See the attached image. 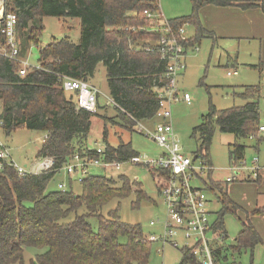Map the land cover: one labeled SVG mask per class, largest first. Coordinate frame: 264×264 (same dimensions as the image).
I'll return each mask as SVG.
<instances>
[{"label":"trees","instance_id":"16d2710c","mask_svg":"<svg viewBox=\"0 0 264 264\" xmlns=\"http://www.w3.org/2000/svg\"><path fill=\"white\" fill-rule=\"evenodd\" d=\"M190 3L189 16L168 19L173 30L188 24L194 26V35L181 41L186 55L198 50L196 45L201 37L213 34L200 22L201 8L258 9L264 13V0H190ZM3 4L4 15L16 17L18 60L0 54V127L6 134L17 129L43 131L45 137L35 157H51L53 166L47 171L20 175L10 164L11 158L9 162L0 159V264H26L25 247L43 249L28 264H148L152 241L143 234L140 224L123 222L118 215L119 201L131 194L135 195L131 202L134 209L142 200L152 201L139 180L123 174L117 179L87 175L93 166L89 165L79 180L80 193L71 188L78 173L66 174L70 189L65 191L49 189L48 183L75 153L88 160L116 165L133 163L131 160L138 156L129 141L120 139L117 145H110L107 126L111 121L132 132L133 121L128 114L146 124L157 121V97L153 89L163 84L165 63L156 51L148 50L152 49L156 36L151 31L154 24L145 18L143 10L158 11V0H3ZM44 17L77 18L79 40L73 43L65 36L39 47L38 65L21 76L19 60L30 46L39 44ZM2 45L5 46V36L0 32ZM100 63L106 70L110 103L118 119L103 118L104 145L97 146L104 149L103 153L86 142L94 113L78 107L76 92H66L62 87L64 76L88 81ZM257 67L264 69V60ZM259 94V85H250L236 94L246 100L243 105L217 109L210 103L208 112L191 130L197 144L195 155L211 165L208 149L215 130L235 137L228 145L230 164H240L244 159L248 138L256 139L255 148L264 144V133L257 136ZM211 172L206 174L210 176ZM149 173L158 193L165 172L149 168ZM203 176L202 189L221 201L215 221H210L213 234L219 237L212 251L214 264H228L230 253L240 255L241 251L252 250L263 242L249 218L259 215L262 208L246 212L233 243L226 244L223 219L228 214L237 216L238 211L245 212L244 208L228 196V183L222 189L219 182L205 183ZM257 180L258 177L248 181ZM115 199L117 206L107 216L103 215L102 207ZM82 207L85 211L78 213ZM91 218L97 219V229L91 225ZM180 252L179 264H198L187 248H181Z\"/></svg>","mask_w":264,"mask_h":264},{"label":"rangeland","instance_id":"374dc122","mask_svg":"<svg viewBox=\"0 0 264 264\" xmlns=\"http://www.w3.org/2000/svg\"><path fill=\"white\" fill-rule=\"evenodd\" d=\"M158 7V12L166 19L187 17L191 14L190 0H158ZM218 10L221 11L214 13L208 9H200L198 12L202 26L213 34L212 36L204 35L201 37L196 45L198 50L188 51L186 55V70L179 78V86L190 95V104L178 102L171 106V121L174 133L180 143L182 152L188 156H194L197 150L195 139L191 137V130L200 123L201 116L208 112L209 104L212 103L217 109L243 105L246 100L236 94L241 92L246 86L259 85L260 87L258 98L260 109L259 124L264 125V69L260 70L257 67L259 62L264 60V13L259 11L261 13L259 14L260 17L254 19V31H252L244 20L231 25L229 21L231 17L227 13L228 9L219 8ZM43 24L44 29L39 44L30 46L25 52L24 58L21 59V62L24 61L25 65L29 67L27 68L28 71L39 63V47L45 46L53 39L59 40L65 36L73 43H77L79 40L80 25L77 18L44 17ZM184 32L185 36L188 37L194 35V26L192 24L186 25ZM21 62H19L18 69L23 67ZM88 83L98 89L99 98L97 112L91 116V126L86 142L89 147L103 146L104 116L107 118L112 117L115 120L118 119L115 118L117 113L109 100L106 70L101 63L96 66L94 74L88 80ZM107 102L109 103L107 104ZM107 131V141L110 145H117L119 140L122 139L124 142L129 141L140 157L158 159L161 155V147L153 140L139 133L131 132V130L122 127L121 124H112L109 121ZM261 134L263 133L257 132V136ZM44 137L45 133L43 131L17 129L6 134L0 127V142L7 148L12 161L22 167L26 163V169H32V164L36 163L35 154L37 149L40 148ZM234 140L235 137L232 134L215 130L208 149L213 170L210 176L205 172L203 176L205 183H208L209 180L216 181L219 182L220 188L225 189L226 183L224 180L227 168L230 165L228 145ZM245 141L248 147L242 161L249 165L253 157H257L259 164L264 165V144L259 143L256 150L254 147L256 146V139L254 137ZM195 161L197 166L203 162L200 157H197ZM122 174L139 180L142 189L152 201L142 200L139 207L134 209L131 207V202L135 200L134 194L120 200L118 215L121 221L130 224H140L143 234L147 238L150 234L161 235L163 233V223L166 220V207L157 193L156 186L147 167L139 163L128 162L119 163L108 168L100 164L90 166L87 175H100L117 179ZM82 177L75 175V180L71 182V188L75 193L81 192L79 180ZM61 181L65 185V190L70 189L69 179L64 170L54 175L53 179L48 183V188L62 191L58 189V183ZM197 184L199 186L203 185L202 181L197 182ZM227 187L230 199L242 205L245 211H238L237 216L225 215L223 219V227L227 236L225 242L226 244H232L242 228L240 220H245V213L253 210L255 199L260 201V203H264V191L258 189L256 182H248V180L230 182ZM262 188L264 189V185ZM207 196L210 200L208 207L211 213L210 221L213 222L221 208V201L211 193L207 192ZM117 203L118 200H112L102 207L101 213L107 216L108 211L114 209ZM84 211L85 207H82L78 213H83ZM249 218L251 219V216ZM258 218L255 223L264 233V218ZM157 219L159 220L158 223L152 226L150 222H156ZM90 223L94 229H97L98 222L96 218H91ZM179 244L181 245L182 242ZM42 251L43 249L25 247L23 253L25 263L28 264L30 260H35V255ZM180 257L179 248L173 247L170 243L152 241L151 256L148 264H179ZM233 263L264 264V238L263 242L256 244L252 250H243L240 255L236 252L230 253L228 264Z\"/></svg>","mask_w":264,"mask_h":264},{"label":"built area","instance_id":"2783aa9c","mask_svg":"<svg viewBox=\"0 0 264 264\" xmlns=\"http://www.w3.org/2000/svg\"><path fill=\"white\" fill-rule=\"evenodd\" d=\"M143 15L149 20L151 31L155 32V40L152 43L153 52L159 54L165 63L163 74V84L154 87L153 91L157 97V109L155 112L156 122L146 124L142 121H133V132L153 140L162 152L158 159H146L144 157H134L131 162L139 163L145 167L159 169L165 172L158 195L166 207V220L163 223V233L161 235L150 234L151 241H161L170 243L173 247L187 248L198 264H214L212 251L215 248L219 237L215 236L211 229L209 204L210 200L206 192L197 182L205 172L213 170L211 165L206 164L200 156H188L182 152V148L173 130L171 121V106L178 102L190 104V95L179 86V78L186 67V54L181 41L186 39L184 26L173 30L170 21L163 17L158 11L149 12L143 10ZM16 17L13 14H6L0 21V32L5 36V46H0V54L11 60H18V49L15 40ZM21 62V60H19ZM18 73L24 76L28 70L24 61ZM36 67V66H35ZM31 69V68H30ZM236 72V71H235ZM229 74V72H227ZM62 87L66 92H76L77 106L90 113L97 112L96 99L98 89L90 85L88 81L76 79L69 76L62 78ZM258 132L264 133V125H259ZM98 153H103L104 149L97 147ZM200 157L203 161L201 165L195 164V159ZM10 155L7 148L0 142V159L9 162ZM14 166L20 175L27 172L38 173L47 171L53 166L51 157H44L32 165V169H26L14 162ZM103 165L105 168L115 166V163L101 161L98 159L88 160L75 153L69 163L63 166L66 174L78 173L81 177L87 172L89 165ZM259 162L257 157H253L251 163L246 165L244 161L240 164L231 163L227 168L225 182H235L244 179H257L259 175ZM58 187L64 191L65 185L59 183ZM157 221H151L154 226ZM182 242L180 245L179 243Z\"/></svg>","mask_w":264,"mask_h":264},{"label":"crops","instance_id":"0c3cea01","mask_svg":"<svg viewBox=\"0 0 264 264\" xmlns=\"http://www.w3.org/2000/svg\"><path fill=\"white\" fill-rule=\"evenodd\" d=\"M212 7H214V6H205V7L201 8V9H203V10H207L208 9L209 11H213L214 13H216V11H221V10H218L220 7L219 8H212ZM223 9H228L229 10L227 13L231 17L229 19L231 25H233V24H235V23H237V22H239L241 20H244L250 26V28H251L252 31H254V28H253V21H254V19L255 18H259L260 17L259 14H261L258 9H250V10H242V11H240L238 9H235V8H223ZM232 18H235L236 20L235 19H232ZM108 103L109 102H107V104ZM257 149H258V147L256 148V150ZM35 159H36V162H37L39 158L37 159L35 157ZM258 162H259V160H258ZM33 164H35V163H33ZM23 166L24 167L27 166L26 163H24ZM259 166H260V170H259L258 180H257L256 184H257L259 190L264 191V189L262 188V186L264 185V165H262L260 163ZM247 180H249V179L240 180V181H247ZM254 204H255V207H253V209L256 208V207H260V208H262V210H261V213L259 215H252L251 216V222L253 223L254 227L258 231V233H259V235H260V237H261V239L263 241V238H264V235L263 234L264 233H262V231L259 229L258 225L255 223V221H256V219H259L258 217H263L264 218V203H262V202L260 203V201H258L257 199H255ZM249 211H251V210H249Z\"/></svg>","mask_w":264,"mask_h":264},{"label":"water","instance_id":"95a60500","mask_svg":"<svg viewBox=\"0 0 264 264\" xmlns=\"http://www.w3.org/2000/svg\"><path fill=\"white\" fill-rule=\"evenodd\" d=\"M3 16H4V4L2 0V2H0V21L3 19Z\"/></svg>","mask_w":264,"mask_h":264}]
</instances>
